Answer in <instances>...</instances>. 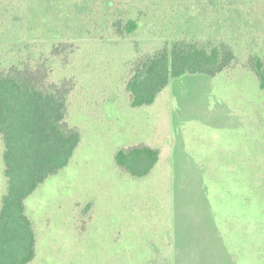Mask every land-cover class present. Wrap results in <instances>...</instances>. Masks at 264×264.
<instances>
[{
    "label": "rangeland",
    "instance_id": "1",
    "mask_svg": "<svg viewBox=\"0 0 264 264\" xmlns=\"http://www.w3.org/2000/svg\"><path fill=\"white\" fill-rule=\"evenodd\" d=\"M20 1H8L3 22ZM67 1L58 10L67 24L54 22L58 37L40 30L27 40L36 60L52 44L73 45L50 80H73L67 123L81 136L68 166L25 202L36 237L30 264H264V91L256 77L239 66L185 76L137 109L125 90L130 63L171 41L243 38L264 0ZM128 17L140 21L133 38H114L110 27ZM260 35L254 47L252 35L239 42L241 63L254 53L264 60ZM139 144L160 152L140 180L114 163L118 149ZM2 151L0 140V202Z\"/></svg>",
    "mask_w": 264,
    "mask_h": 264
},
{
    "label": "trees",
    "instance_id": "2",
    "mask_svg": "<svg viewBox=\"0 0 264 264\" xmlns=\"http://www.w3.org/2000/svg\"><path fill=\"white\" fill-rule=\"evenodd\" d=\"M8 1L2 3L4 8L9 6ZM233 1L239 4L238 0H227L228 6ZM67 2L21 0L8 23L3 22L5 9L1 8L0 140L5 192L0 202V264H30L34 260L36 237L25 202L45 181L68 166L81 141L80 131L67 123L68 100L75 86L73 80H50L54 62L60 58L65 67L73 45L52 44L47 56L36 60L30 52L32 45L27 43L40 30L58 37L55 32L59 26L54 22L67 24L68 14L58 13ZM51 11L53 13L49 14ZM240 12L238 6L232 9L236 16ZM255 14H251L249 31L243 28L241 39L231 29L229 35L231 31L234 36L229 42L174 40L134 60L130 63L125 86L130 107L152 106L172 80L196 75L214 78L238 66L251 72L259 89L264 91L263 56L259 53L245 55L241 63L243 58L237 48L240 41L243 46L246 44L247 35H252L250 44L254 47L264 31V19L260 18L264 15ZM237 22L236 19V31ZM139 25L136 17H128L114 22L110 30L114 38L131 39ZM159 159V150L143 144L120 148L114 154L119 171L138 180L149 176Z\"/></svg>",
    "mask_w": 264,
    "mask_h": 264
}]
</instances>
